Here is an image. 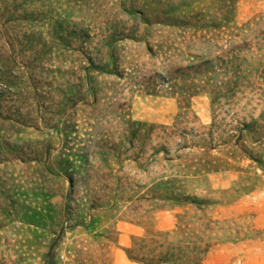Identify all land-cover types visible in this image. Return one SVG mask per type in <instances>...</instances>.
Returning a JSON list of instances; mask_svg holds the SVG:
<instances>
[{
	"label": "rangeland",
	"instance_id": "1",
	"mask_svg": "<svg viewBox=\"0 0 264 264\" xmlns=\"http://www.w3.org/2000/svg\"><path fill=\"white\" fill-rule=\"evenodd\" d=\"M151 231L264 264V0H0V264H140Z\"/></svg>",
	"mask_w": 264,
	"mask_h": 264
},
{
	"label": "trees",
	"instance_id": "2",
	"mask_svg": "<svg viewBox=\"0 0 264 264\" xmlns=\"http://www.w3.org/2000/svg\"><path fill=\"white\" fill-rule=\"evenodd\" d=\"M218 89V93L222 92L223 89L230 91L232 89L231 83L225 82V86L219 87ZM245 129H250V126L243 124V128L240 129L239 136L244 134L243 130ZM93 177L94 176L92 174L86 177L83 183L85 189H88L87 193H85L83 198H76L74 195L76 184L75 174L69 175L70 192L67 196L68 201L64 206V217L68 215L70 216V219H72V216L76 215L75 210L80 206V204L86 206L85 208L89 211V215L93 217L91 212L92 210H96L98 208V202L101 199V195H98V193L94 191V188H89L87 186L93 181ZM71 228H74V226ZM170 234V231H151L144 235L133 236L131 243L124 248L127 257L140 264H202V258L198 261V244L192 245V242L190 245H182V242L175 243L170 240ZM58 248L59 246L56 243L50 246V249L46 254L45 264L58 263ZM81 252L82 250H77L76 252L77 257L75 261L77 264L85 262L84 258L81 257Z\"/></svg>",
	"mask_w": 264,
	"mask_h": 264
}]
</instances>
